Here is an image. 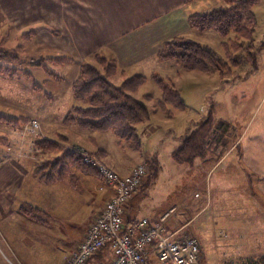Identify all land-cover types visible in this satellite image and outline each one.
<instances>
[{
    "label": "rangeland",
    "instance_id": "rangeland-1",
    "mask_svg": "<svg viewBox=\"0 0 264 264\" xmlns=\"http://www.w3.org/2000/svg\"><path fill=\"white\" fill-rule=\"evenodd\" d=\"M224 5V0H210L205 6L210 7L207 10L210 11ZM252 13L255 28L248 38L230 34L222 39L212 30L202 32L189 26L191 32L187 36L174 37L192 39L208 47L219 59V71H183L173 62L160 61L166 63L165 69L169 72L166 75L167 72L158 71L159 77L180 92L186 107L183 111L173 112L168 120L158 119V114L165 116L158 109L160 92L150 78H146L147 82L138 92L150 98L146 100L138 96V100L147 107L150 120L137 126L141 142L138 152L129 151L117 143L121 148L119 150L115 144L117 140L110 132H89L65 123L66 115L70 114L75 104L69 80V69L73 67L71 63H44L38 56L24 57L16 48L0 47V114H3L0 117L13 119L4 116L22 115L14 118L17 119L14 124L0 120V125L17 130L8 142L0 137V153H6L10 159L13 153H24L30 143L35 146L37 139H47L57 141L65 149L84 150L102 164V147L108 152L107 159H113L120 166L132 168L144 164L147 174L143 193L148 207L151 206V210L162 209L163 206L166 209L176 208L166 223L167 227L177 232L180 238L197 239L203 264L205 257L211 264H264V135L261 131L252 135L247 129L252 118L264 106V0L257 1ZM103 53L100 51L94 55L112 59ZM94 55L86 61L77 62L78 72L82 63L101 70ZM63 70L66 74L61 72ZM24 71L29 73V77H25ZM54 71L57 74L61 72L67 80L55 77ZM77 76L78 73L74 80ZM209 114L212 116L208 131L210 144L207 143L203 159H196L191 165L176 162L173 152L182 139L195 129L194 126ZM29 121L38 122L39 128L23 132ZM42 127H45L50 139L40 134ZM71 129L87 134L83 136L85 141L81 139L84 143L90 140L94 143L89 133L101 134L94 137L98 146L93 145L95 150H90L88 143L69 144L70 137L77 136ZM59 136H63L64 140L61 141ZM242 145L247 147V150L244 147V155ZM36 149L37 153L29 155L33 166L41 155ZM245 153L252 160L246 158ZM236 158L240 163L238 165ZM253 160L258 164H252ZM223 162L225 164L219 167ZM76 175L79 185L81 176L94 174L78 172ZM97 176L101 186L102 179ZM87 213L88 210L82 209L79 216L84 218ZM52 223L62 229L60 223L53 220ZM59 256L55 253L48 264H58ZM110 259V252L105 249L89 264H109ZM0 264H17L6 251L3 235L0 236ZM151 264H157L154 258Z\"/></svg>",
    "mask_w": 264,
    "mask_h": 264
},
{
    "label": "crops",
    "instance_id": "crops-1",
    "mask_svg": "<svg viewBox=\"0 0 264 264\" xmlns=\"http://www.w3.org/2000/svg\"><path fill=\"white\" fill-rule=\"evenodd\" d=\"M209 1L0 0V47L16 48L21 56H38L44 63H71L70 87L78 73L77 62L86 61L100 51L110 56L120 71L111 79L116 86L132 76L151 78L154 75L160 76L158 71L167 72V75L169 70L165 69L166 63L157 59L158 52L165 42L176 36H187L191 32L187 18L191 14L211 9L205 6ZM24 72L25 77H29V73ZM61 72L66 74L64 70ZM61 72L57 74L54 71L55 77L62 79ZM138 91L130 95L137 100L138 96L142 98L147 95ZM260 111L247 128L252 135L259 131L264 135V106ZM19 116L22 115L4 117ZM157 116L160 120L171 118L162 114ZM0 131L3 133L0 137L6 138L8 142L17 130L0 125ZM71 132L77 136H71L69 144L84 143L83 136H87L86 133L74 129ZM40 134L43 138L49 137L45 127L41 128ZM88 136L94 141L87 142L90 150H95L92 147L98 144L94 137L101 134L89 133ZM115 144L121 150L117 142ZM244 147L242 145L243 155ZM102 150L101 159L104 164H108L109 169L121 177L128 175L133 167L120 166L113 159L109 161L107 150L103 147ZM27 153L28 147L24 153H13L10 159L6 153H0V236L3 235L6 251L17 264H48L55 253L60 254L58 264H63L83 240L89 224L109 198L110 191L108 188L100 190L97 175L81 176L76 186H71L67 180L43 184L29 162L30 153ZM245 156L252 160L251 156L247 157L248 153ZM238 158L237 165L240 164ZM254 162L256 160L252 164H258ZM144 180L139 193L126 207L124 225L134 224L141 218L155 221L168 210L165 206L154 210L148 207L149 203L143 193L146 186ZM207 189L210 190L208 186ZM93 205L95 207L92 209ZM82 209L88 210L84 218L79 216ZM52 220L60 223L62 229L57 228ZM205 264H211L206 261V257Z\"/></svg>",
    "mask_w": 264,
    "mask_h": 264
},
{
    "label": "trees",
    "instance_id": "trees-1",
    "mask_svg": "<svg viewBox=\"0 0 264 264\" xmlns=\"http://www.w3.org/2000/svg\"><path fill=\"white\" fill-rule=\"evenodd\" d=\"M257 1L224 0L223 7L189 16L187 24L193 30L202 32L212 30L222 39L230 34L237 38H248L255 28L252 9ZM94 57L101 70L86 63L80 65L78 76L71 84V96L75 104L70 114L66 115L65 123L74 124L77 128L89 132H110L120 146L138 152L141 149V142L137 126L148 122L150 114L145 104L132 97L129 92H137L147 79L132 76L116 86L111 82V78L120 72L115 61L100 54ZM157 59L173 62L183 71L202 73L219 71V59L215 54L205 45L185 37L165 42L157 54ZM150 81L160 92L158 109L166 117L185 109L186 105L179 91L166 85L159 76H152ZM149 98V95L144 96L146 100ZM0 120L10 124L17 121L14 118L1 117ZM211 121L212 116L209 114L182 139L179 147L173 152L176 162L191 165L196 159H203L207 143L210 144L208 131ZM59 139L62 141L64 137L59 136ZM35 146L41 154L34 165L35 174L43 184L67 180L71 186H76L78 184L76 173L98 175L94 168L82 162L79 155L60 146L57 141L37 139Z\"/></svg>",
    "mask_w": 264,
    "mask_h": 264
},
{
    "label": "built area",
    "instance_id": "built-area-1",
    "mask_svg": "<svg viewBox=\"0 0 264 264\" xmlns=\"http://www.w3.org/2000/svg\"><path fill=\"white\" fill-rule=\"evenodd\" d=\"M38 128V122L29 121L23 132ZM29 146L28 153L38 152L33 142ZM70 151L96 170L103 183L100 190L108 188L110 196L63 264H87L105 249L111 254L109 264H151L152 258L157 264H202L197 239L180 238L167 227L175 207L155 221L141 218L134 224L124 225L126 207L139 193L147 174L144 164L134 166L128 175L121 177L84 150Z\"/></svg>",
    "mask_w": 264,
    "mask_h": 264
}]
</instances>
